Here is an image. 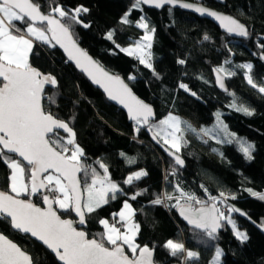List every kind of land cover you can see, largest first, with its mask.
<instances>
[{"label": "trees", "instance_id": "trees-1", "mask_svg": "<svg viewBox=\"0 0 264 264\" xmlns=\"http://www.w3.org/2000/svg\"><path fill=\"white\" fill-rule=\"evenodd\" d=\"M185 1L199 2L237 16L248 26L249 39L233 40L211 22L180 10L166 8L158 12L145 7L143 11L133 10V0H34L45 13L49 5L56 4L66 10L80 5L89 9L80 16L89 27L71 24L73 37L104 67L124 78L133 92L153 107L154 123L171 113L196 125L207 126L214 123L215 114L221 111L228 129L246 143L254 144L252 159H248L237 144L227 145L221 156L198 140H186L187 145L180 153L185 164L175 166L177 174L172 176L174 162L153 144L147 127L141 126L137 132L136 123L130 122L123 111L108 102L56 47L35 41L30 63L56 79V86H45L46 96H52L55 103L49 105L45 101V104L54 115L73 127L76 141L85 153L82 163L95 168L101 175H104L103 169L97 162L104 163L112 181L127 193L126 196L118 194L117 200L91 214L92 219L83 229L89 232V238L104 231L99 219L112 223L111 214L121 210L124 199L146 190L129 202L135 209L134 222L140 224L136 242L153 250L155 264H212L216 247L223 252L219 264H264V235L234 213L231 214L237 229L248 237L245 241L238 239L227 224L219 231L218 238L211 240L199 230L188 227L177 210L152 203L162 192L173 193V186L179 182L185 191L200 199L218 196L220 192L235 196L226 203L241 209L264 227V200L248 191L264 194V93L258 91L264 86V61L259 47L264 44L259 39L264 36V0H220L224 4L217 0ZM125 15H128L129 24L121 22ZM141 16L146 17L150 28H155L151 62L159 76L120 49L143 37L144 30L137 26ZM109 32L113 33L112 40L107 38ZM205 34L210 39L205 40ZM179 60L186 63L181 65ZM245 63L253 65L250 76L256 88L247 82V71L238 67ZM218 68L234 73L227 76L221 72L226 78L228 94L219 92L215 86L213 72ZM180 83L186 84L196 95L179 88ZM233 104L247 107L254 114L237 111ZM61 135L67 134L61 131ZM129 158H134L135 163L130 164ZM141 170L146 171L147 176L134 180L132 185L124 183L129 175ZM7 175L8 171L0 164V188L4 190H8ZM81 182L83 184V173ZM31 199L42 205L39 196ZM62 218L75 220L73 213L62 215ZM0 230L9 232L3 227ZM10 238L21 243L34 256L36 264H58L39 244L16 233ZM168 240L183 243L186 249L198 252L199 258L184 263L183 253L174 257L165 247Z\"/></svg>", "mask_w": 264, "mask_h": 264}, {"label": "snow or ice", "instance_id": "snow-or-ice-1", "mask_svg": "<svg viewBox=\"0 0 264 264\" xmlns=\"http://www.w3.org/2000/svg\"><path fill=\"white\" fill-rule=\"evenodd\" d=\"M174 5L193 9L212 18L230 34L249 36L248 28L235 18L183 0H134L133 10L143 11V6L161 9ZM88 11L82 5L66 10L64 6L56 4L54 7L49 5V11L45 13L34 0H0V164L8 171V190L0 188V227L9 230L8 234L0 230V264H36L34 256L21 243L10 238L12 233L39 244L62 264H153V250L147 245L141 247L136 242L140 224L134 222L135 209L129 202V199L136 200L146 190L124 199L121 210L111 214V224L108 219H99L98 223L104 231L93 234L92 238H89V232L77 227L89 223L91 214L110 201L117 200L118 194L126 196L127 193L112 181L107 165L97 162L103 169L104 175H101L95 168L82 163L85 153L76 141L73 127L42 103H55L52 96H46L45 86H56L57 81L30 63L34 40L53 47L59 45L77 67L104 89L110 99L127 108L130 119L136 123L137 132L141 126H147L153 139L162 143L165 151L174 159V168L170 173L172 176L177 174L175 166L183 167L185 164L180 153L187 145L186 132L197 135L205 144L208 140L204 137H211L217 144L239 142L236 134L228 132L227 126L220 122L219 113L216 126L212 129L201 128L199 132L171 113L159 123H150V118L154 116L153 108L134 96L123 80L105 71L73 39L71 24L89 27L80 19L81 14ZM121 22L129 24L128 15ZM137 26L144 29L145 34L135 47L121 50L129 56L135 55L140 64L159 76L153 68L151 52L146 51L152 48L155 28L149 27L145 16L140 17ZM107 38L112 40L113 33L109 32ZM204 39L210 37L205 34ZM259 47L262 50L261 58L264 59V44ZM178 63L183 65L186 62L179 60ZM238 67L250 71L253 65L247 63ZM215 71L219 86L225 88L224 80L219 76L224 69ZM129 78L134 80L135 76ZM247 82L253 88L257 87L250 75ZM179 88L191 92L184 83H180ZM258 91L264 93V86H260ZM191 94L196 95L194 92ZM232 107L246 115L254 114L247 107L236 104ZM217 127L223 137L216 134ZM61 131L67 135L62 136ZM254 148V145L245 146L241 142V149L248 159H252ZM128 162L132 164L135 160L129 158ZM144 176H147L146 171H136L124 183L132 185L134 180L139 181ZM173 188V193L162 192L152 203L177 210L187 225L211 240L218 238V232L225 224L231 226L241 241L248 239L246 233L237 229L232 216L226 214L246 215L226 203L229 198L235 199V196L220 192L218 196L209 195L207 199H200L194 193L185 191L179 182ZM204 191L207 192V189ZM248 191L264 200V194L251 192L250 189ZM33 196H39L44 207L34 203L31 199ZM171 201L174 203L169 204ZM218 204L223 205V209ZM72 213H75L76 220L62 218V215L70 216ZM118 223L125 231L117 227ZM165 247L174 257L183 253L186 259L199 258L198 252L186 250L180 242L168 240ZM222 255V249L216 247L212 264H219Z\"/></svg>", "mask_w": 264, "mask_h": 264}, {"label": "water", "instance_id": "water-1", "mask_svg": "<svg viewBox=\"0 0 264 264\" xmlns=\"http://www.w3.org/2000/svg\"><path fill=\"white\" fill-rule=\"evenodd\" d=\"M134 1V0H133ZM183 2H187V3H191V4H193V5H196V6H202V7H205V8H207V9H210V10H214V11H216L217 13H221V14H226V15H228V16H231V17H233V18H235L236 20H238L240 23H242L243 25H245L241 20H240V18H238L237 16H235V15H231V14H227V13H224V12H221V11H218V10H215V9H212V8H210V7H208V6H205V5H203V4H201V3H199V2H193V1H185V0H183ZM217 2L218 3H221V4H224V2L223 1H220V0H217ZM143 7H145L146 9H148V10H155V11H158V12H160V11H162V10H164V9H166V8H169V6H165L164 8H161V9H158V8H155V7H150V6H143ZM171 8L172 9H174V10H180V11H182V12H185V13H189V14H191V15H194V16H196V17H198V18H200V19H203V20H206V21H209V22H211L212 24H214L220 31H221V33H223V34H225V35H227L229 38H231V39H233V40H236V41H247L248 39H249V36H247V37H241V36H238V35H236V34H230V33H228L222 26H220L219 24H218V22H215L212 18H209L208 16H206V15H201L200 13H198V12H196V11H194L193 9H186V8H183V7H181V6H179V5H174V6H171ZM247 28H248V26L247 25H245ZM248 30H249V28H248ZM73 39L76 41V39L73 37ZM259 39L262 41V42H264V36H259ZM76 43H77V45H78V47L80 48V49H82L83 51H85V52H87L86 50H85V48H83V46H81V44H79L77 41H76ZM63 55H64V57L68 60V62L71 64V65H73L74 67H75V69L81 74V75H83L91 84H92V86L96 89V90H99L104 96H105V98L108 100V102H110L111 104H113L116 108H118V109H120L121 111H123L125 114H126V116L128 117V119H129V121L130 122H132V123H135V121H133L132 119H130V117H129V113H128V110H127V108L126 107H124V105L123 104H120L118 101H114V100H112V99H110L109 97H108V95H107V93L104 91V89L100 86V85H98V84H96L88 75H87V73H85V72H83L79 67H77L76 66V64H75V62L74 61H72V60H70L69 58H68V56H67V53L59 46V45H56L55 46ZM87 54L94 60V61H96L105 71H107L110 75H112V76H116V77H119L121 80H123L124 81V83L125 84H127L128 85V87L131 89V92H132V94L134 95V96H136L139 100H141L134 92H133V90H132V88L129 86V84L126 82V80L124 79V78H122L121 76H118V75H115L114 73H112L109 69H107L106 67H104L99 61H97L89 52H87ZM262 59V58H261ZM263 61H264V59H262ZM217 76H218V74H217V72L216 71H214L213 72V77H214V81H215V86H216V88L218 89V91L219 92H221V93H223V94H228L229 93V88H228V85H227V82H226V78H225V76L222 74V73H219V76L224 80V84H225V88H221L220 86H219V84H218V82H217ZM225 89H227V90H225ZM144 102V101H143ZM42 103H44L45 104V101H42ZM153 108V107H152ZM154 110V109H153ZM156 121V114H155V111H154V116L152 117V118H150V123H154ZM145 127H147V126H145ZM147 133L150 135V138H151V140H152V142H153V144L154 145H156L157 147H159L161 150H162V152L164 153V155L168 158V159H170L171 161H173L174 162V159L165 151V146L162 144V143H157L156 142V140H154L153 139V136H152V133L151 132H149L148 131V128H147ZM180 167V166H179ZM80 176H81V174H80ZM43 191V190H42ZM38 206H41V207H44V205L42 204V205H38ZM236 208V207H235ZM239 209V208H238ZM241 210V209H240ZM241 212L242 213H245L244 211H242L241 210ZM74 214V217H75V220L77 219V217L75 216V213H73ZM246 214V213H245ZM179 215V214H178ZM234 215L235 216H237L238 218H240V219H242V220H244V221H247V222H249L252 226H254L261 234H263L264 235V227H262V226H260L259 224H257V223H255L247 214L246 215H241V214H239V213H234ZM180 217V216H179ZM181 220H182V218H180ZM183 221V220H182ZM186 225H187V223L185 222V221H183ZM85 226L86 225H83V226H80V225H77V227L78 228H82V229H84L85 228ZM188 227H190L189 225H187ZM191 228V227H190ZM219 233V232H218ZM49 252V251H48ZM49 253H51V252H49ZM52 254V253H51ZM54 257H55V255L54 254H52ZM55 259H56V261L58 262V264H62V262H60L56 257H55ZM152 260H153V264H155V262H154V253H153V256H152Z\"/></svg>", "mask_w": 264, "mask_h": 264}, {"label": "rangeland", "instance_id": "rangeland-1", "mask_svg": "<svg viewBox=\"0 0 264 264\" xmlns=\"http://www.w3.org/2000/svg\"><path fill=\"white\" fill-rule=\"evenodd\" d=\"M144 30V29H143ZM144 34H145V30H144ZM141 40V39H140ZM140 40H138V41H140ZM153 40H154V38H153ZM35 41V40H34ZM137 41V42H138ZM39 42V41H38ZM135 44L136 43H134L133 45H131V46H128V47H121L120 49H123V48H133V47H135ZM152 44H153V41H152ZM146 51H150L151 52V60H152V48L151 49H148V50H146ZM124 52V51H123ZM124 53H126V52H124ZM127 54V53H126ZM133 57H135L136 58V56L135 55H133ZM245 64H247V63H245ZM224 69V74L225 75H227V76H229V75H231V72L230 71H228L226 68H223ZM246 71H247V77L250 75V72H251V70L249 71L248 69H245ZM217 113H219L220 114V122H222V124L223 125H226V123L224 122V120H223V114H222V112L221 111H218ZM217 113L215 114V121H214V123L213 124H211V125H207V126H200V125H196L195 123H193L192 121H190V120H188V119H186V118H184V117H182V116H178V117H180L181 118V120L182 121H185V122H187V123H189V124H191L192 125V127H194L195 129H197V132H199V130L201 129V128H207V129H212L214 126H216L217 125ZM177 116V115H176ZM227 126V125H226ZM227 130H228V132H230V133H233V132H231L229 129H228V127H227ZM216 134H219V135H221L222 137H223V133L221 132V130H220V128L219 127H217L216 128ZM236 137L237 138H239V142H233V143H226V144H217L216 142H215V140H213V139H211V137H204V139H207L208 140V143L207 144H205L204 142H203V140L202 139H200L197 135H195V134H193V133H191V132H186L185 133V139L186 140H188V141H191V140H198L199 142H201L202 144H204V145H206V146H209V149L213 152V153H216V154H219V153H221L222 152V150L227 146V145H230V144H237L239 147H240V149H241V142L245 145V146H247V145H249V144H251V145H254V144H252V143H250L249 142V144L248 143H246V141H245V139H243V138H241V137H238L237 135H236ZM230 138V137H229ZM213 149H218L219 151L218 152H214L213 151ZM242 150V149H241ZM134 174V173H133ZM132 175V174H131ZM227 214V213H226ZM228 214H230L231 216H232V214L231 213H228ZM133 220H134V217H133ZM109 223L111 224V222L109 221ZM119 224V223H118ZM121 231H125V229L122 227L121 228ZM138 236V235H137ZM126 247V246H125ZM127 248V247H126ZM186 249V248H185ZM186 250H188V249H186ZM183 256H184V263L186 262V261H189L190 259H186V254H183ZM215 258V257H214ZM214 260V259H213ZM220 261H221V258H220Z\"/></svg>", "mask_w": 264, "mask_h": 264}, {"label": "built area", "instance_id": "built-area-1", "mask_svg": "<svg viewBox=\"0 0 264 264\" xmlns=\"http://www.w3.org/2000/svg\"><path fill=\"white\" fill-rule=\"evenodd\" d=\"M172 172V171H171ZM218 207H221L222 209H223V205H220V204H218ZM117 227H121L122 228V226H121V224H117Z\"/></svg>", "mask_w": 264, "mask_h": 264}, {"label": "crops", "instance_id": "crops-1", "mask_svg": "<svg viewBox=\"0 0 264 264\" xmlns=\"http://www.w3.org/2000/svg\"><path fill=\"white\" fill-rule=\"evenodd\" d=\"M34 46H35V41H34Z\"/></svg>", "mask_w": 264, "mask_h": 264}, {"label": "bare ground", "instance_id": "bare-ground-1", "mask_svg": "<svg viewBox=\"0 0 264 264\" xmlns=\"http://www.w3.org/2000/svg\"><path fill=\"white\" fill-rule=\"evenodd\" d=\"M246 25V24H245Z\"/></svg>", "mask_w": 264, "mask_h": 264}]
</instances>
